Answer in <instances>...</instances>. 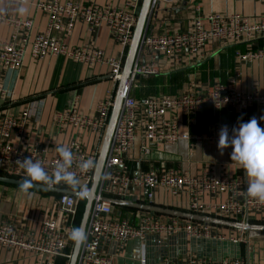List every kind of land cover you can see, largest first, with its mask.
<instances>
[{
  "label": "built area",
  "instance_id": "2783aa9c",
  "mask_svg": "<svg viewBox=\"0 0 264 264\" xmlns=\"http://www.w3.org/2000/svg\"><path fill=\"white\" fill-rule=\"evenodd\" d=\"M112 1L107 0L100 5L71 0H38L34 7L46 18L44 32L34 31V21L31 18L0 13V26L4 25L9 30L8 37L0 39L1 98L10 99L13 95L12 85L4 87L1 83L3 74L16 72L27 56L38 61L47 57L63 56L85 65L99 64L107 69L113 91H109L107 98L99 101L93 116L79 114L71 108L55 117L60 128L71 125L77 131V136L71 138L67 144L74 155L70 171L77 175L82 186L88 188L94 170L81 172L79 163L91 159L96 165L99 148L87 152L78 138V133L89 130L99 136L101 144L115 98V87L121 79L127 48L137 19L139 0H124L116 5ZM256 1L264 3V0ZM179 2L180 0H150L131 72L123 85L120 110L104 159L97 196L88 213L85 226L87 240L80 246L75 264H113L112 256L101 250L102 243L111 241L118 250H122L128 241L134 239L139 240L138 264H248L240 257L211 259L195 255L179 259L165 257L150 263L146 259L145 245V240L149 237H155L157 245L180 232L193 240H227L230 243H240L247 239L244 230L240 228H236L237 236L230 235L226 239L218 225L173 216L163 222L158 214L149 211H138L132 218L115 216L113 204L101 199L124 198L139 191L138 196H143L151 204L159 192L164 197L176 199L174 205L179 210L229 221L244 223L249 222L251 217L264 214V204L245 195L246 187L241 177H227L216 174L213 170L191 176L170 168L152 169L134 175L127 166L138 127L142 128L139 150L145 155L149 153L148 143L173 145L185 140L189 145H194L201 141H210L217 146L220 128L227 125L231 131L236 127L214 122L204 133H192L188 130L180 132L172 114L174 110H181L192 117L204 106H209L214 111L230 109L236 114H242L254 105L264 109V81L261 88L240 92L234 86L235 78L230 79L229 86L222 85L218 80L205 88L191 83L176 94H158L136 99L134 90L137 79L158 74V57L173 61L184 55L198 58L202 56L208 42L236 43L264 35V14L248 17L239 13L220 12L195 17L188 29L152 35L149 29L156 8L160 4L173 8ZM203 19L206 24L202 22ZM77 22L84 23L91 34L99 27H105L109 37L120 49L118 56L107 55L103 49L91 44L70 47L63 43L57 36L58 33L70 32ZM235 59L245 63L256 60L264 63V47H248L243 52L236 51ZM167 113L171 114L168 118ZM28 117L27 108L17 117L8 114L0 117V173L21 180L25 178V172L19 167L18 160L22 161L31 156L34 161L41 162L44 169L51 174L59 158L55 149L50 153L40 143L20 145L10 141L11 130H20ZM48 186L69 189L63 183ZM205 197L210 201L206 202ZM80 200L82 199L72 194L59 193L56 206L40 219L36 234L28 233L23 225L1 222L0 247L39 257V264H56L57 259L68 263L73 245L68 239V233L72 228L78 227Z\"/></svg>",
  "mask_w": 264,
  "mask_h": 264
},
{
  "label": "crops",
  "instance_id": "0c3cea01",
  "mask_svg": "<svg viewBox=\"0 0 264 264\" xmlns=\"http://www.w3.org/2000/svg\"><path fill=\"white\" fill-rule=\"evenodd\" d=\"M37 1L0 0V13L19 18H31L34 21V31L44 32L46 18L35 10L34 3ZM71 1L94 2L100 5L107 2V0ZM123 1L113 0L112 3L116 5ZM210 12L239 13L256 17L264 14V3L256 0H180L173 8L160 4L154 12L149 32L155 35L188 29L192 19L198 16L204 17ZM202 22L206 24L204 19ZM8 35V28L1 25L0 39ZM57 36L70 47L91 44L113 57L118 56L120 51L103 26L91 34L84 23L77 22L70 32H60ZM248 47H264V35L236 43L208 42L204 46L202 56L198 58H189L184 55L173 61L160 56L157 59L158 74L139 77L134 96L136 99H141L151 95L176 94L191 83L205 88L214 80L229 86L231 78H235L234 86L240 92H248L256 87L261 88L264 81L263 61L245 63L235 59L236 51L243 52ZM1 83L4 87L12 85L13 95L10 99L0 97V117L7 114L17 117L23 109L29 110V117L21 129L11 130L10 141L20 145L40 143L50 153H53L57 146H67L68 141L77 136L76 129L71 125L60 128L55 121L56 115L73 108L77 113L91 117L99 101L107 98L108 92L113 88L105 67L99 64L85 65L63 56L47 57L40 61L27 56L16 72L3 74ZM116 89L117 86L115 92ZM172 114L180 132L188 130L192 133H204L214 122L238 127L239 123L247 122L252 117H256L260 126L264 128V121L259 120V117L264 115V109L256 105L242 114H236L230 109L214 111L209 106H204L192 117L185 115L181 110H174ZM170 115L167 113L166 118ZM141 134L142 128L138 127L133 151L127 160V166L134 175L152 169L170 168L191 176L198 175L202 171L213 170L216 174L227 177H241L247 187L244 170L230 165L232 163L230 147L224 149L223 155H220L217 146L210 141H201L194 145H189L185 140H180L173 145L148 143L149 153L145 155L139 150ZM78 138L87 152L100 149L99 136L95 133L82 130L79 131ZM0 175L5 176L3 173ZM142 193H144L143 189ZM58 194L32 188L25 193L19 186L0 182V223L6 221L9 224L23 225L28 233L36 234L42 216L56 206ZM138 194L139 191H135L124 198L149 204L143 196L140 197ZM204 200L210 201L207 197ZM174 202L176 199L164 197L157 192L150 205L178 209ZM113 207L115 216L132 218L138 211L145 212V210L131 207L116 205ZM158 216L163 222L171 217L162 213H158ZM249 223L264 225V214L251 217ZM218 227L228 236L237 234L236 228L220 225ZM244 236L247 241L230 243L227 240L220 242L193 240L180 232L161 245L155 244V237H149L145 240L146 259L154 263L165 257L179 259L195 255L211 259L240 257L248 264H264V230L244 231ZM101 250L112 256L113 264H138L139 240L137 239L128 241L122 250H118L115 243L104 241ZM0 264H39V257L0 247Z\"/></svg>",
  "mask_w": 264,
  "mask_h": 264
},
{
  "label": "clouds",
  "instance_id": "9594fccd",
  "mask_svg": "<svg viewBox=\"0 0 264 264\" xmlns=\"http://www.w3.org/2000/svg\"><path fill=\"white\" fill-rule=\"evenodd\" d=\"M259 120L264 121V115L260 116ZM218 136L217 149L220 155H223L224 149L230 147L232 149L230 165L244 170L247 180L245 195L264 204V128L260 126L256 117H252L247 122L239 123L238 127H233L231 131L227 125H223ZM55 151L59 158L51 174L44 169L41 162L34 161L31 156L17 161L25 172V178L19 182L20 190L27 193L34 186V182L45 185L63 183L76 196L86 199L90 195V189L82 186L77 175L70 171L74 163L73 152L63 145L57 146ZM95 166L91 159L79 163L81 172L94 170ZM68 239L75 247H79L86 242L87 233L82 227L72 228L68 233Z\"/></svg>",
  "mask_w": 264,
  "mask_h": 264
},
{
  "label": "water",
  "instance_id": "95a60500",
  "mask_svg": "<svg viewBox=\"0 0 264 264\" xmlns=\"http://www.w3.org/2000/svg\"><path fill=\"white\" fill-rule=\"evenodd\" d=\"M149 4H150V0H139L138 2V8L136 10L137 19H136V23L133 29L131 41L127 48V52H126V56H125V60H124V64H123V68L121 72V79L117 85V89L115 92V98H114L113 106L111 108V112L109 115L107 127L104 132L101 146L99 149L96 166L93 172L92 181H91V185L89 188L90 195L86 199H82L84 200V207L81 213L78 227H82L84 229L86 226L91 203L97 196V188H98L101 173H102L104 159L108 151L114 125H115V122H116V119H117V116L120 110L123 85L131 72L133 61H134L137 48L139 45L140 37L145 27ZM20 181L22 180L0 175V182L2 183L13 184V185L19 186ZM32 189H39V190H44V191H49V192H54V193H69V194L76 196L74 192L70 189H65L61 187H50L48 185L37 183V182H34V186L32 187ZM101 199L106 200L116 206L131 207V208L149 211V212L156 213V214L162 213V214L171 215L173 217H179V218L194 220V221L203 222V223H211V224L220 225V226L240 228L244 230L245 232H249L252 230H264V225L251 224L248 221L244 223H240L236 221H229V220L221 219L218 217L208 216L204 214H197V213H192L188 211H182L179 209H166V208L153 206L150 204L137 203L135 201H131V200H128L122 197L119 199L112 198V197H101ZM79 250H80V246L75 247L74 244L72 245L68 264H75Z\"/></svg>",
  "mask_w": 264,
  "mask_h": 264
},
{
  "label": "trees",
  "instance_id": "16d2710c",
  "mask_svg": "<svg viewBox=\"0 0 264 264\" xmlns=\"http://www.w3.org/2000/svg\"><path fill=\"white\" fill-rule=\"evenodd\" d=\"M81 204H82V200H80L79 205H78V214H77L78 225H79V221H80V217H81V213H82ZM56 264H65V262L62 259H57Z\"/></svg>",
  "mask_w": 264,
  "mask_h": 264
},
{
  "label": "rangeland",
  "instance_id": "374dc122",
  "mask_svg": "<svg viewBox=\"0 0 264 264\" xmlns=\"http://www.w3.org/2000/svg\"><path fill=\"white\" fill-rule=\"evenodd\" d=\"M34 191H35V190H34ZM43 205H45V203H44ZM83 207H84V200H82L81 211H82ZM221 229H222V228H221ZM221 232H222V230H221ZM222 234H223L226 238H229V236L226 235L224 232H222ZM235 236H237V234H236Z\"/></svg>",
  "mask_w": 264,
  "mask_h": 264
}]
</instances>
